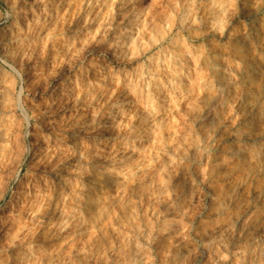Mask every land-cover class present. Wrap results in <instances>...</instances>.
<instances>
[{"label": "clouds", "instance_id": "clouds-1", "mask_svg": "<svg viewBox=\"0 0 264 264\" xmlns=\"http://www.w3.org/2000/svg\"><path fill=\"white\" fill-rule=\"evenodd\" d=\"M0 264H264V0H0Z\"/></svg>", "mask_w": 264, "mask_h": 264}]
</instances>
